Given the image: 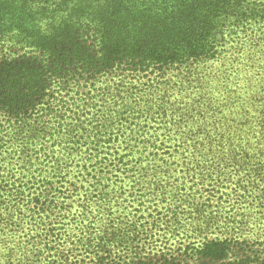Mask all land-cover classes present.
<instances>
[{"label":"trees","instance_id":"trees-1","mask_svg":"<svg viewBox=\"0 0 264 264\" xmlns=\"http://www.w3.org/2000/svg\"><path fill=\"white\" fill-rule=\"evenodd\" d=\"M257 23L264 0H0V264H264V190L257 225L225 215L264 165L224 183L197 138L146 135L138 104L107 96L117 69L203 80Z\"/></svg>","mask_w":264,"mask_h":264},{"label":"rangeland","instance_id":"rangeland-1","mask_svg":"<svg viewBox=\"0 0 264 264\" xmlns=\"http://www.w3.org/2000/svg\"><path fill=\"white\" fill-rule=\"evenodd\" d=\"M228 38L226 42L223 41L221 57L202 68L207 73L203 80L190 82L193 79L191 74L195 72L193 66L162 72L160 79L156 78L155 73L134 71L128 75L117 69L109 76L112 78L110 84L113 92H107L108 97L114 96L126 106H131L132 102L138 104L134 115L143 113L141 123L146 135L157 133L165 136V133H170L172 137L197 138L199 143L206 145L204 147L208 150L205 157L212 164H224L221 177L224 183L247 167L246 163L264 165V26L252 24ZM3 50L1 55L5 52ZM190 70L192 72L188 74ZM153 78L156 80L151 81ZM153 83L155 86L149 91V84ZM152 91L154 94H150ZM127 115L120 113L117 117L136 120L132 115ZM175 160L180 163L181 157ZM257 186L264 190V182L246 184L239 179L235 189H238V196H244L236 201L239 206L234 211L240 213L227 212L225 215H235L231 219L240 221L244 217L251 226L257 225L261 219L255 217L253 212L258 209L255 203ZM196 197L198 202L190 205V208L187 206L181 214V221L187 226L193 223L191 230L201 221L196 217L198 213L195 207L203 202V198ZM215 201L214 198L205 200L213 207H205L201 217L205 218L208 211L214 212L219 208ZM225 222L226 219H222V223Z\"/></svg>","mask_w":264,"mask_h":264}]
</instances>
